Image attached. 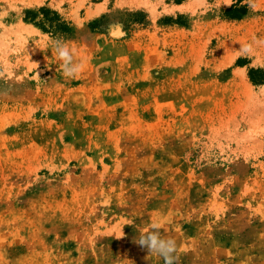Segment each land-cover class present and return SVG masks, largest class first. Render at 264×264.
<instances>
[{
  "label": "rangeland",
  "instance_id": "374dc122",
  "mask_svg": "<svg viewBox=\"0 0 264 264\" xmlns=\"http://www.w3.org/2000/svg\"><path fill=\"white\" fill-rule=\"evenodd\" d=\"M254 38L264 0H0V264H164L153 223L177 264H264Z\"/></svg>",
  "mask_w": 264,
  "mask_h": 264
},
{
  "label": "clouds",
  "instance_id": "9594fccd",
  "mask_svg": "<svg viewBox=\"0 0 264 264\" xmlns=\"http://www.w3.org/2000/svg\"><path fill=\"white\" fill-rule=\"evenodd\" d=\"M254 43H264L254 38ZM52 50L55 52L57 59L61 62L60 67L63 75L67 79L75 78L82 69V65L74 62L72 50L68 43L62 38L50 41ZM242 54H249L253 51L252 44L242 45L240 50ZM140 247L147 249L149 255H155L164 261V264H177L178 256L177 242L170 236H164L160 232L159 223H153L150 229L142 234L136 241Z\"/></svg>",
  "mask_w": 264,
  "mask_h": 264
},
{
  "label": "trees",
  "instance_id": "16d2710c",
  "mask_svg": "<svg viewBox=\"0 0 264 264\" xmlns=\"http://www.w3.org/2000/svg\"><path fill=\"white\" fill-rule=\"evenodd\" d=\"M255 71H252V72H250V77L253 79L254 78V75H255Z\"/></svg>",
  "mask_w": 264,
  "mask_h": 264
}]
</instances>
